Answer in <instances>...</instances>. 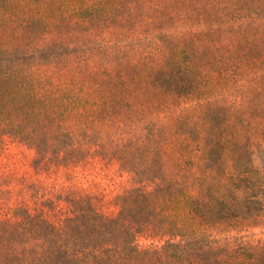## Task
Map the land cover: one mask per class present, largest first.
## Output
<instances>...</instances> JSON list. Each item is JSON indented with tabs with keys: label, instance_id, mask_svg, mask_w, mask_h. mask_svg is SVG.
<instances>
[{
	"label": "trees",
	"instance_id": "trees-1",
	"mask_svg": "<svg viewBox=\"0 0 264 264\" xmlns=\"http://www.w3.org/2000/svg\"><path fill=\"white\" fill-rule=\"evenodd\" d=\"M5 138L134 186L15 207L0 264H264V0H0Z\"/></svg>",
	"mask_w": 264,
	"mask_h": 264
},
{
	"label": "rangeland",
	"instance_id": "rangeland-1",
	"mask_svg": "<svg viewBox=\"0 0 264 264\" xmlns=\"http://www.w3.org/2000/svg\"><path fill=\"white\" fill-rule=\"evenodd\" d=\"M228 94L229 102L240 104L238 94L230 87ZM243 107V117L251 123L249 126H255L259 110L249 104ZM132 186L131 175L121 170L116 161L89 158L63 165L52 160H39L33 149L9 138L0 142V218L11 215L18 206H27L34 211L42 201L54 199L57 193L67 191L91 196L97 210L111 216L118 210L116 196ZM248 230L244 234L255 239L264 238V214ZM162 242L147 233L137 239L139 246L160 245Z\"/></svg>",
	"mask_w": 264,
	"mask_h": 264
}]
</instances>
